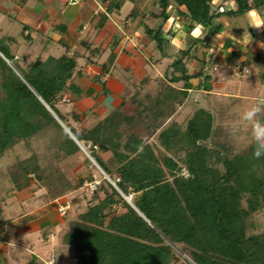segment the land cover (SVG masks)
Segmentation results:
<instances>
[{"label": "trees", "instance_id": "trees-1", "mask_svg": "<svg viewBox=\"0 0 264 264\" xmlns=\"http://www.w3.org/2000/svg\"><path fill=\"white\" fill-rule=\"evenodd\" d=\"M170 4L189 20V30L197 24L204 30L202 38L193 42L195 50L200 40L206 41L204 45L211 41L215 17L260 10L264 0H222L220 11L219 6L213 7V0H155L162 23L145 25L144 33L159 49L167 42L161 27ZM182 5L185 12L177 10ZM188 51L180 49L170 64V80L182 81L183 89L168 87L154 105L143 106L138 112L146 127L153 122L150 133L158 132L155 141L161 150L157 151L138 131L137 115H126L120 108L91 127H75L66 121L57 104L67 92L74 101L81 95L73 80L76 55L48 56L26 66L13 61L20 75L0 57V155L17 140L53 125L62 135L57 145L61 159L81 151V145L107 175H101L94 192L85 190L93 200L63 234L79 264H174L178 258L170 242L181 245L195 264H264V231L249 233L250 217L264 209V145L253 139L243 151L232 153L222 150L223 143L207 146L205 142L217 131L213 115L203 108L193 112L184 128L174 121L159 128L168 115L165 101L182 102L191 77L199 78V87L209 88L202 60L195 74L187 72L184 59L195 57ZM0 52L13 59L1 43ZM69 114L75 121L83 115L76 107ZM123 126L130 130L125 137ZM106 151L110 156L103 160L100 153ZM182 167L186 176L180 173ZM17 170L24 178V183L13 178L17 190L29 186L33 175L44 189L45 201L92 179L79 178L72 183L57 167L46 171L35 155L19 161ZM25 264H34V258Z\"/></svg>", "mask_w": 264, "mask_h": 264}, {"label": "crops", "instance_id": "crops-1", "mask_svg": "<svg viewBox=\"0 0 264 264\" xmlns=\"http://www.w3.org/2000/svg\"><path fill=\"white\" fill-rule=\"evenodd\" d=\"M221 1L214 0L213 7ZM116 2L0 0V43L13 59L1 52L0 57L20 75L13 61L26 66L48 56L76 55L73 80L81 95L74 101L70 92L65 93L57 104L59 112L71 119L75 127H91L120 108L126 115H137L139 125L142 120L138 112L143 106L154 105L168 87L183 89L182 81L170 80V64L180 49H188L195 57L184 59L187 72L195 74L203 61L209 88L199 87V78L191 77L182 102L165 101L169 114L159 128L172 122L182 107L190 105L192 109L193 105V112L203 108L213 115L216 131L229 122L234 123L231 127L245 125L259 133L264 130V7L242 16L215 17L211 41L204 45L206 41L200 40L194 50L193 42L202 38L204 30L198 24L189 30V20L179 16L170 4L161 27L167 42L159 49L144 33L145 25L156 27L162 23L155 0H121L118 8ZM222 8L219 6L218 10ZM177 10L186 9L182 5ZM197 29L201 37L194 35ZM91 49L99 53L90 52ZM65 97L69 107L62 108ZM74 107L83 114L80 121L69 114ZM141 125L144 126L142 122ZM67 133L76 141L70 131ZM109 156L108 151L100 153L103 160ZM13 173L0 167V264H25L33 258L34 264H48L50 256L54 258L64 245V215L57 212L61 196L57 197L59 200L45 201L41 188L37 193L40 200L33 202L32 187L17 190ZM102 173L107 176L103 170ZM23 192L30 197L24 198V202L17 197Z\"/></svg>", "mask_w": 264, "mask_h": 264}, {"label": "rangeland", "instance_id": "rangeland-1", "mask_svg": "<svg viewBox=\"0 0 264 264\" xmlns=\"http://www.w3.org/2000/svg\"><path fill=\"white\" fill-rule=\"evenodd\" d=\"M67 98H63L62 105L60 107H69L65 101ZM193 107L194 106L192 105L191 109L190 105H187V107H185L187 110L182 107L181 112L177 113V117H173L176 121L174 119L171 121L176 122L177 124H179V126L184 128L187 119L190 117V112H193L194 110ZM57 121L62 127V129L67 132L68 128L66 127L65 123L59 118L57 119ZM66 121L73 124V122L69 118H66ZM169 122L170 121H168V123ZM151 124L153 125V122L149 124V128L146 127L144 124V126L139 124L138 131L142 135L147 137L146 140L149 139V142L153 144L154 149L156 151L157 149L161 150V147H159V145H157L155 141V132L150 133L152 128ZM228 124L229 125H227V127L217 128V134L215 136L213 135L209 140L205 142V144L210 147H220L218 145L220 143H223V149H220H225L226 151L228 150L231 153L243 151L251 143L253 138L256 137V139H258L259 142L264 145V130L259 133V130L245 128V125H243V127L238 128L236 127L237 125H233L231 127V125L234 123L229 122ZM121 131L123 137H125L127 132H129L130 130L128 126H123L121 128ZM61 139L62 135L58 128L53 125L45 127L44 129L38 131L37 133L28 138L17 140L11 147L4 150L1 154L2 160L0 167L1 169H11L12 171H14L12 177L16 178V182L24 183V178L22 177L20 171L17 170L18 162L29 158L32 155H35L39 165L42 166L46 171L51 168L57 167L58 170H60L72 183H76L79 178H84V180H88V177L91 176L92 178L93 175H96V178H101L102 173L100 172L99 167L92 163V159L88 157L89 153L86 149H84L86 152L81 148V151L77 152L72 157L61 159L60 153L57 151V145ZM57 162L59 163L57 164ZM180 173L183 176L187 175V171L183 167L181 168ZM29 177L31 179L29 187H32L31 191L34 192L31 195L33 196L32 201L38 202L41 196L37 193L42 187L34 179L33 175H30ZM99 195L102 196L101 193H99ZM17 197L18 199H20V201L24 202V198L29 197V195L23 192L20 195L18 194ZM63 197H67L73 202V205H71V207L68 209V212L63 216V219L65 220L63 233L65 234L66 232L71 230L72 222L77 218L78 213L85 210L87 205L92 202L93 197L87 194L83 187L76 188L64 193L63 196L60 197L61 200H63ZM57 200L59 199L57 198ZM57 200L55 202H57ZM125 200L129 204L131 203L129 196H126ZM119 209L124 210V208L122 207H120ZM249 222L250 224H252L249 228V233H259L264 231V209H261L258 212L254 213L250 217ZM63 237L64 236H62V241L64 245L61 246V250L56 253V256H54V258L52 257L53 255L50 256L49 261H52L50 264H53V260L55 259V264H79L75 259V255L73 254L72 245L66 243ZM170 245L178 258V261L174 264H195L189 258L187 253L181 249V245L171 242Z\"/></svg>", "mask_w": 264, "mask_h": 264}, {"label": "built area", "instance_id": "built-area-1", "mask_svg": "<svg viewBox=\"0 0 264 264\" xmlns=\"http://www.w3.org/2000/svg\"><path fill=\"white\" fill-rule=\"evenodd\" d=\"M80 147L84 150L85 148L83 146L80 145ZM85 151V150H84ZM86 152V151H85ZM89 158H91L90 155H88ZM92 159V158H91ZM92 163L96 166H98L96 164V162L92 159ZM99 167V166H98ZM100 172L102 173V170L99 167ZM103 174V173H102ZM104 175V174H103ZM107 177V176H104ZM100 184V179L96 178L94 175L92 176L91 180L85 181L83 183V188L84 190L88 191L89 193H92L96 190V188L99 186ZM57 211L61 214V215H65L66 212L68 211V209L71 207L72 204V200L67 198V197H63V200H61L60 202L57 203ZM53 257V256H52ZM52 261H49L48 264H50Z\"/></svg>", "mask_w": 264, "mask_h": 264}, {"label": "clouds", "instance_id": "clouds-1", "mask_svg": "<svg viewBox=\"0 0 264 264\" xmlns=\"http://www.w3.org/2000/svg\"><path fill=\"white\" fill-rule=\"evenodd\" d=\"M252 15H256V13L253 12ZM256 27L259 28V27H261V26H256ZM194 35L197 36V37H201V36H202V33H201V31H200L199 29H197V31L194 33ZM232 39H233V40H236V37L232 36ZM236 41H237V40H236ZM250 42H251V41H250ZM262 45H264V44H261V47H262ZM229 51H231V49H229ZM55 261H56V259L53 260V264H55Z\"/></svg>", "mask_w": 264, "mask_h": 264}, {"label": "water", "instance_id": "water-1", "mask_svg": "<svg viewBox=\"0 0 264 264\" xmlns=\"http://www.w3.org/2000/svg\"><path fill=\"white\" fill-rule=\"evenodd\" d=\"M67 132H69V131L67 130Z\"/></svg>", "mask_w": 264, "mask_h": 264}]
</instances>
